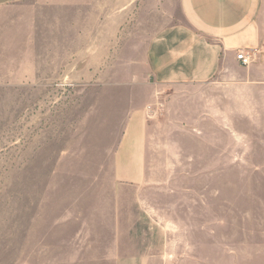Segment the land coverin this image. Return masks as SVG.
Masks as SVG:
<instances>
[{
  "label": "rangeland",
  "instance_id": "obj_1",
  "mask_svg": "<svg viewBox=\"0 0 264 264\" xmlns=\"http://www.w3.org/2000/svg\"><path fill=\"white\" fill-rule=\"evenodd\" d=\"M81 1L0 18V264H264L261 69L228 102L156 90L147 42L178 1ZM146 105V179L120 183L115 149Z\"/></svg>",
  "mask_w": 264,
  "mask_h": 264
},
{
  "label": "crops",
  "instance_id": "obj_2",
  "mask_svg": "<svg viewBox=\"0 0 264 264\" xmlns=\"http://www.w3.org/2000/svg\"><path fill=\"white\" fill-rule=\"evenodd\" d=\"M23 1L0 0V18ZM62 1L37 0V4L45 8ZM177 1V21L147 42L145 61L150 84L156 90L163 85L212 86L219 92L218 99L227 102L238 94L247 95L248 81L254 82L253 75L259 74L256 69H261L264 79V37L258 24L262 0ZM238 50H258L261 67L241 65L235 56ZM20 78L17 75L16 79ZM22 79L9 85L23 84ZM154 112L152 105H146L128 115L114 155L115 176L120 183L137 186L145 182L148 118ZM147 262V257L140 254L122 257L116 264Z\"/></svg>",
  "mask_w": 264,
  "mask_h": 264
},
{
  "label": "built area",
  "instance_id": "obj_3",
  "mask_svg": "<svg viewBox=\"0 0 264 264\" xmlns=\"http://www.w3.org/2000/svg\"><path fill=\"white\" fill-rule=\"evenodd\" d=\"M235 56L238 62L243 66L249 65L254 60V56L250 51L238 50Z\"/></svg>",
  "mask_w": 264,
  "mask_h": 264
}]
</instances>
